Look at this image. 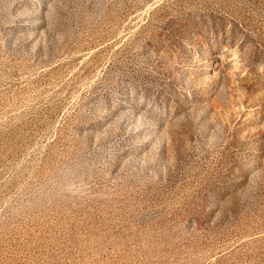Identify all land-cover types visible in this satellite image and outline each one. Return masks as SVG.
Instances as JSON below:
<instances>
[{
  "label": "rangeland",
  "instance_id": "1",
  "mask_svg": "<svg viewBox=\"0 0 264 264\" xmlns=\"http://www.w3.org/2000/svg\"><path fill=\"white\" fill-rule=\"evenodd\" d=\"M0 264H264V0H0Z\"/></svg>",
  "mask_w": 264,
  "mask_h": 264
}]
</instances>
